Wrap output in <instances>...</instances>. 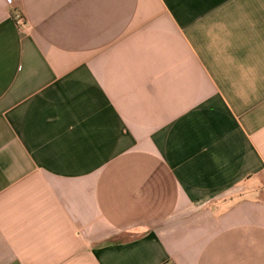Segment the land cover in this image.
<instances>
[{"label": "crops", "instance_id": "crops-1", "mask_svg": "<svg viewBox=\"0 0 264 264\" xmlns=\"http://www.w3.org/2000/svg\"><path fill=\"white\" fill-rule=\"evenodd\" d=\"M263 174L264 0H0V264H264Z\"/></svg>", "mask_w": 264, "mask_h": 264}, {"label": "built area", "instance_id": "built-area-1", "mask_svg": "<svg viewBox=\"0 0 264 264\" xmlns=\"http://www.w3.org/2000/svg\"><path fill=\"white\" fill-rule=\"evenodd\" d=\"M13 18H14L17 25L23 26V27L26 25V21H25L24 17L19 12L15 11L13 13Z\"/></svg>", "mask_w": 264, "mask_h": 264}, {"label": "rangeland", "instance_id": "rangeland-1", "mask_svg": "<svg viewBox=\"0 0 264 264\" xmlns=\"http://www.w3.org/2000/svg\"><path fill=\"white\" fill-rule=\"evenodd\" d=\"M17 12H19V11H17ZM20 13V12H19ZM21 15H22V13H20ZM23 16V15H22ZM24 17V16H23ZM19 26V25H18ZM26 26V25H25ZM24 26V27H25ZM19 27H22L23 28V26H19ZM261 177H262V183H264V174L263 175H261ZM264 193V190L262 191V194Z\"/></svg>", "mask_w": 264, "mask_h": 264}]
</instances>
